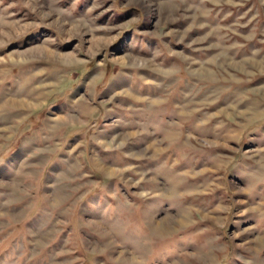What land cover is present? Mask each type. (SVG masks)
I'll return each instance as SVG.
<instances>
[{"label": "rangeland", "instance_id": "obj_1", "mask_svg": "<svg viewBox=\"0 0 264 264\" xmlns=\"http://www.w3.org/2000/svg\"><path fill=\"white\" fill-rule=\"evenodd\" d=\"M0 264H264V0H0Z\"/></svg>", "mask_w": 264, "mask_h": 264}]
</instances>
